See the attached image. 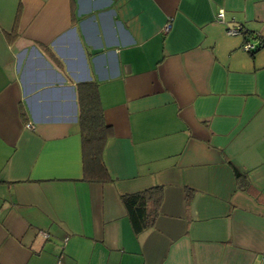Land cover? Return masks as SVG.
Masks as SVG:
<instances>
[{
  "label": "crops",
  "instance_id": "1",
  "mask_svg": "<svg viewBox=\"0 0 264 264\" xmlns=\"http://www.w3.org/2000/svg\"><path fill=\"white\" fill-rule=\"evenodd\" d=\"M83 82L112 183L81 180ZM0 264H264V0H0Z\"/></svg>",
  "mask_w": 264,
  "mask_h": 264
},
{
  "label": "trees",
  "instance_id": "2",
  "mask_svg": "<svg viewBox=\"0 0 264 264\" xmlns=\"http://www.w3.org/2000/svg\"><path fill=\"white\" fill-rule=\"evenodd\" d=\"M244 43L252 36L242 33ZM253 39V38H252ZM261 45V44H260ZM261 46H256L255 53ZM49 59L54 63L52 56ZM77 124L81 141L82 177L81 180L92 184H108L113 179L103 160V151L112 137V130L104 120L103 109L95 82L75 85ZM239 173H236L238 176ZM240 176V175H239ZM134 234H139L153 226L163 201L162 189L149 188L139 193L125 194L120 197Z\"/></svg>",
  "mask_w": 264,
  "mask_h": 264
},
{
  "label": "built area",
  "instance_id": "3",
  "mask_svg": "<svg viewBox=\"0 0 264 264\" xmlns=\"http://www.w3.org/2000/svg\"><path fill=\"white\" fill-rule=\"evenodd\" d=\"M216 20L217 22L219 23H222L224 22V11L223 10H219L217 12V15H216ZM170 29V25L167 24L165 27H164V32H168ZM228 33L230 35H241L242 34V26L240 25H237L235 28H232V29H228ZM243 50L246 52V53H249L253 50H255V44L252 42V41H249L247 43H244L243 44ZM29 128H32L30 125H28ZM43 236L47 237V235L45 233H42Z\"/></svg>",
  "mask_w": 264,
  "mask_h": 264
}]
</instances>
